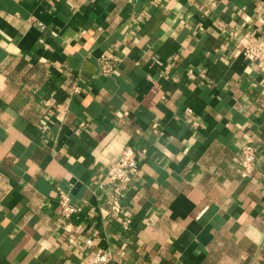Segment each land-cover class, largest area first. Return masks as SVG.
Wrapping results in <instances>:
<instances>
[{"label":"crops","instance_id":"crops-1","mask_svg":"<svg viewBox=\"0 0 264 264\" xmlns=\"http://www.w3.org/2000/svg\"><path fill=\"white\" fill-rule=\"evenodd\" d=\"M258 40L264 0H0V264H264Z\"/></svg>","mask_w":264,"mask_h":264},{"label":"built area","instance_id":"built-area-1","mask_svg":"<svg viewBox=\"0 0 264 264\" xmlns=\"http://www.w3.org/2000/svg\"><path fill=\"white\" fill-rule=\"evenodd\" d=\"M242 56L244 59L256 65L259 71L264 72V40H258L251 45L243 48ZM102 73H109L112 68L110 64L103 59ZM78 89L74 88V92ZM239 167L242 178L249 179L253 176L256 169V153L251 146H244L239 151ZM139 158L129 147L122 150L120 158L112 164L106 174V187L110 190L106 203L109 207L111 216L118 218L122 213L120 205V195L125 191L138 174ZM68 198L60 194L59 205L62 216L67 218L71 214ZM90 247V244L88 245ZM110 254L103 250H96L87 258L85 264H108Z\"/></svg>","mask_w":264,"mask_h":264}]
</instances>
